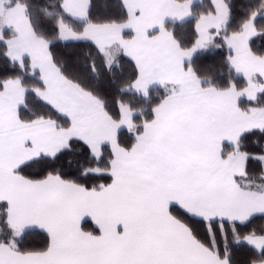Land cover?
Instances as JSON below:
<instances>
[{"label":"snow or ice","instance_id":"snow-or-ice-1","mask_svg":"<svg viewBox=\"0 0 264 264\" xmlns=\"http://www.w3.org/2000/svg\"><path fill=\"white\" fill-rule=\"evenodd\" d=\"M120 7L118 18L93 20L90 0H0V57L19 70L0 79V264H239L240 245L260 254L250 264H264V233L237 227L264 217V145L244 147L264 139V50L251 46L264 38V0L231 31L229 0ZM192 20L186 46L176 26ZM217 37L228 49L226 82L193 65L198 51L222 46ZM74 41L94 46L78 75L53 51ZM122 57L134 68L120 93L150 108L118 99L113 112L88 86L114 75ZM76 149L86 164L69 179L63 162ZM95 178L107 182L89 185Z\"/></svg>","mask_w":264,"mask_h":264},{"label":"trees","instance_id":"trees-1","mask_svg":"<svg viewBox=\"0 0 264 264\" xmlns=\"http://www.w3.org/2000/svg\"><path fill=\"white\" fill-rule=\"evenodd\" d=\"M40 5H50L55 0H37ZM203 4L207 6L210 0H202ZM233 5L232 8V21L229 27V31L233 30L240 22V18L244 15L249 5L253 4L255 0H229ZM122 13L120 7V0H90V15L93 20H104L111 18H118ZM44 30L48 35H51L55 28V23L47 18L43 19ZM194 24L195 21H186L184 24L176 26L177 36L182 39L186 46H190L189 42L194 41ZM257 25H264V20H257ZM169 27H173L169 25ZM215 43L222 45L221 47L210 46L208 50L197 52L193 57V65L200 73L202 77H213L217 82H226L229 77V68L226 64V57L228 55V49L226 45H223L222 38L217 37ZM67 44V46H66ZM251 46L254 50H264V38H253ZM94 48L90 42L74 41V42H56L53 51L57 54L58 61L62 62L66 68V71L70 75H78L83 69L85 63V54ZM134 64L127 58L122 57L120 66L114 70L113 74H105L98 79H91L88 81V86L94 91L100 94L110 105L113 112H117L118 108L116 101L123 99L126 102H131L134 108H150V105H145L140 97L133 96L131 93L121 94L120 89L125 83L132 78ZM18 68L13 69L10 64H5L4 59L0 57V79L8 76H14L18 74ZM234 77V82L240 86H244V81L241 77H236L234 72H231ZM27 83H32L31 78L26 80ZM156 96L153 93V101L155 102ZM42 101H36L35 110L40 112H46L44 108L38 107ZM249 102L244 100V105L248 106ZM127 136L125 130L124 133ZM254 140H260V145H264V139L256 137H250L245 142V150L255 152L258 150V145L253 143ZM71 160V167H68V161ZM86 164V161L80 159L79 149L74 150L73 154L66 157L63 162V171L65 177L72 179L78 175L77 169ZM60 165H58L59 167ZM258 165L252 161L249 163V172L252 175H258ZM34 171H39V166H33ZM107 182L106 178H95L89 181V185L95 183ZM238 231L241 234H246L249 231L255 230L258 234L264 233V217H254L249 223L245 225H238ZM32 246L40 247L43 245L44 240L42 236L30 237ZM233 259L238 261L239 264H250L251 260H258L260 254L252 248L246 245L233 247Z\"/></svg>","mask_w":264,"mask_h":264},{"label":"crops","instance_id":"crops-1","mask_svg":"<svg viewBox=\"0 0 264 264\" xmlns=\"http://www.w3.org/2000/svg\"><path fill=\"white\" fill-rule=\"evenodd\" d=\"M209 48H210V46H209ZM208 48V49H209ZM208 49H206V50H208ZM201 51H205V50H201ZM198 52H200V51H198ZM128 58V57H127ZM129 60H130V58H128ZM131 61V60H130ZM133 63V62H132ZM244 100H246L247 101V99L246 98H244Z\"/></svg>","mask_w":264,"mask_h":264}]
</instances>
